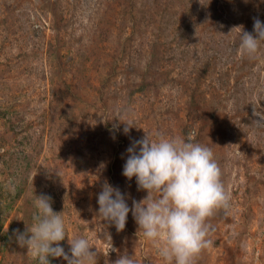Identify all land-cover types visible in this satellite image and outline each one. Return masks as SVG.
<instances>
[{"label":"rangeland","instance_id":"374dc122","mask_svg":"<svg viewBox=\"0 0 264 264\" xmlns=\"http://www.w3.org/2000/svg\"><path fill=\"white\" fill-rule=\"evenodd\" d=\"M254 18L264 0H0V264H38L15 236L36 195L62 213L69 255L83 236L97 264H164L131 213L123 232L98 216L104 182L130 207L147 196L122 175L146 132L192 133L221 168L230 207L193 264H264V43L240 50Z\"/></svg>","mask_w":264,"mask_h":264},{"label":"clouds","instance_id":"9594fccd","mask_svg":"<svg viewBox=\"0 0 264 264\" xmlns=\"http://www.w3.org/2000/svg\"><path fill=\"white\" fill-rule=\"evenodd\" d=\"M240 40V50L254 57L264 43V22L254 18L253 32L242 28ZM125 123L123 131L128 134L133 124ZM126 152L122 175L129 181L135 179L137 190L147 192V196L133 199L130 207L125 193L104 182L97 195L98 216L123 232L131 213L138 232L152 242L164 264H193L194 258L212 244L209 218L217 209L230 207V194L212 149L193 142L192 133L186 139L156 133L153 139L146 132ZM36 196L33 226L27 225L25 232L15 230L19 246L33 253L38 264H51L49 257L63 258L67 264H97L98 252L92 250L86 237L68 239L70 255L65 251L60 244L67 237L62 213L53 210L50 196ZM105 240L111 242L110 233H105ZM114 264L137 261L125 250Z\"/></svg>","mask_w":264,"mask_h":264}]
</instances>
